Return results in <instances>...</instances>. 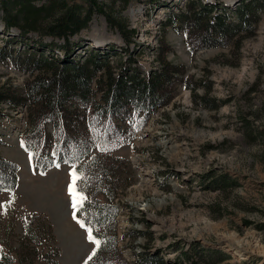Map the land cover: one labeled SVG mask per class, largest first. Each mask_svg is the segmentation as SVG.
Returning <instances> with one entry per match:
<instances>
[{
	"label": "rangeland",
	"instance_id": "obj_1",
	"mask_svg": "<svg viewBox=\"0 0 264 264\" xmlns=\"http://www.w3.org/2000/svg\"><path fill=\"white\" fill-rule=\"evenodd\" d=\"M184 1L167 0L172 9L134 1L123 10L129 28L137 30L138 46H128L99 14L79 36L105 52L116 47V75L131 57L144 75L164 62L183 66L179 79L186 85H178L174 99L113 153L119 173L114 181L131 182L115 199L119 264H264V14L239 49L192 52L184 31L168 24ZM221 1L231 9L240 3ZM1 17L0 11V94L25 97L31 75L9 55L25 54L30 44L8 43L18 31L5 34ZM28 113L27 104L0 100V157L17 163L21 177L13 192L0 195V258L11 255L13 264H86L94 245L69 217V166L34 176L29 154L19 145ZM220 180L232 185L218 188Z\"/></svg>",
	"mask_w": 264,
	"mask_h": 264
},
{
	"label": "trees",
	"instance_id": "obj_2",
	"mask_svg": "<svg viewBox=\"0 0 264 264\" xmlns=\"http://www.w3.org/2000/svg\"><path fill=\"white\" fill-rule=\"evenodd\" d=\"M73 1L0 0L4 33L18 31L7 42L30 44L25 54L17 51L8 55L18 69L31 75L25 85V97L0 94V100L29 106L23 148L32 154L39 173L48 172L56 163L75 164L87 178L79 185L87 200L78 214L86 224L91 222L94 235L102 241V247L87 264H119L115 199L131 182L114 181L119 173L114 168L113 153L130 142L136 129L152 114L174 99L178 85H186L180 84L184 81L179 79L183 66L164 62L160 69L144 75L133 66L136 61L131 57L116 75L111 62L116 47L111 45V53L105 52L86 46L79 36L99 14L118 30L128 46H138L134 39L137 30L129 28L123 10L134 1L151 9H172L173 5L169 6L167 0ZM239 2L231 9L221 0H185L177 4L179 11L173 13L168 24L184 31L192 52L217 47L239 49L245 39L255 35L264 14V0ZM117 3L121 6L119 13L115 10ZM18 169L16 163L0 157V180L11 186L10 192L17 187ZM226 185L232 182L220 180L217 187ZM4 192L9 191H0V195ZM112 255L118 259L107 260ZM4 260L7 264L14 261L11 255L1 254L0 264ZM51 264H57V260Z\"/></svg>",
	"mask_w": 264,
	"mask_h": 264
},
{
	"label": "snow or ice",
	"instance_id": "obj_3",
	"mask_svg": "<svg viewBox=\"0 0 264 264\" xmlns=\"http://www.w3.org/2000/svg\"><path fill=\"white\" fill-rule=\"evenodd\" d=\"M23 147V142H22ZM32 158L31 155L29 157ZM59 167V165H57ZM70 176V183L68 185V193L72 200V208H73V219L79 224V226L85 229L87 233V240L89 243L94 245V249L92 254L88 257V260H92V258L96 255L97 251L102 247V241L98 239L94 235V229L91 225V222L85 223L82 219H77L76 213L83 208L84 203L87 200V196L85 195L82 188L79 187L80 184L86 181V177L83 175L81 171H77L75 164L72 165V171L69 173ZM0 191H11V186H5L0 180ZM14 198V197H13ZM11 201H9V204ZM0 207H5V205H0ZM87 264V261H86Z\"/></svg>",
	"mask_w": 264,
	"mask_h": 264
},
{
	"label": "crops",
	"instance_id": "obj_4",
	"mask_svg": "<svg viewBox=\"0 0 264 264\" xmlns=\"http://www.w3.org/2000/svg\"><path fill=\"white\" fill-rule=\"evenodd\" d=\"M20 145V144H19ZM68 168H70L69 170H68V174L70 173V171H72V167L71 166H69ZM32 175H34V176H36L37 174L34 172ZM49 174H47V175H45V176H48ZM39 176H41V177H45V176H42V175H39ZM20 181H21V177H20V174H19V184H20ZM18 184V185H19ZM67 192H68V189H67ZM74 211V210H73ZM73 211L71 210V212H70V214H69V217H70V220L72 221V222H76V220L75 219H73Z\"/></svg>",
	"mask_w": 264,
	"mask_h": 264
},
{
	"label": "bare ground",
	"instance_id": "obj_5",
	"mask_svg": "<svg viewBox=\"0 0 264 264\" xmlns=\"http://www.w3.org/2000/svg\"><path fill=\"white\" fill-rule=\"evenodd\" d=\"M206 3H212V2L208 0Z\"/></svg>",
	"mask_w": 264,
	"mask_h": 264
},
{
	"label": "water",
	"instance_id": "obj_6",
	"mask_svg": "<svg viewBox=\"0 0 264 264\" xmlns=\"http://www.w3.org/2000/svg\"><path fill=\"white\" fill-rule=\"evenodd\" d=\"M239 2V1H238Z\"/></svg>",
	"mask_w": 264,
	"mask_h": 264
}]
</instances>
